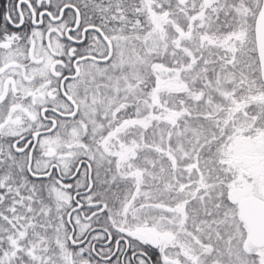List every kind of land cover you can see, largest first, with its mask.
Here are the masks:
<instances>
[{"label":"snow or ice","instance_id":"obj_1","mask_svg":"<svg viewBox=\"0 0 264 264\" xmlns=\"http://www.w3.org/2000/svg\"><path fill=\"white\" fill-rule=\"evenodd\" d=\"M0 264H264V0H0Z\"/></svg>","mask_w":264,"mask_h":264}]
</instances>
